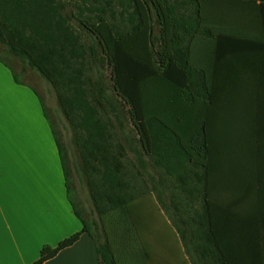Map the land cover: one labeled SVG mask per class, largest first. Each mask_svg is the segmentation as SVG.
Segmentation results:
<instances>
[{
    "label": "trees",
    "instance_id": "16d2710c",
    "mask_svg": "<svg viewBox=\"0 0 264 264\" xmlns=\"http://www.w3.org/2000/svg\"><path fill=\"white\" fill-rule=\"evenodd\" d=\"M0 43L51 86L72 131L64 144L30 86L83 224L66 248L88 233L97 264H264V0H0ZM113 117L136 132L135 174ZM69 145L94 220L75 202ZM146 198L166 229L142 230Z\"/></svg>",
    "mask_w": 264,
    "mask_h": 264
},
{
    "label": "crops",
    "instance_id": "0c3cea01",
    "mask_svg": "<svg viewBox=\"0 0 264 264\" xmlns=\"http://www.w3.org/2000/svg\"><path fill=\"white\" fill-rule=\"evenodd\" d=\"M0 69L4 86L0 100V264H34L45 246L57 247L81 232L83 224L69 199L59 149L40 98L29 84H17L12 72L1 63ZM229 85L225 92L232 91ZM77 166L70 159L75 202L85 219L94 220L90 196L86 201L80 185L76 186L81 184L87 190ZM60 259L97 264L95 241L84 233L74 245L44 264Z\"/></svg>",
    "mask_w": 264,
    "mask_h": 264
},
{
    "label": "rangeland",
    "instance_id": "374dc122",
    "mask_svg": "<svg viewBox=\"0 0 264 264\" xmlns=\"http://www.w3.org/2000/svg\"><path fill=\"white\" fill-rule=\"evenodd\" d=\"M72 25L74 27V29L77 32H81L79 27L77 26L76 22H72ZM5 49V47L0 43V54H2V56L4 57L5 60H9L12 62V66L14 68V70L16 71V73L19 75L20 79L24 82L29 84L30 86L34 87L35 89H37V91H39L41 93V95L43 96V98L45 99V104L47 107V111H48V116L51 118L52 122L56 125V129L57 132L59 133V137L61 138L62 142L64 144H70V142L72 141V131L70 128L69 123L66 121L64 115L62 114V111L58 105L57 102V97L56 94L54 92V90L51 88V86L45 82L38 73H36L35 71L31 70L28 65L20 60V59H16L13 58L11 55H9L8 53L4 52L3 50ZM97 68L94 69L93 75L96 76L97 75ZM103 79L106 83L107 86H109V81H110V75L109 72L106 70H101ZM112 92L110 91L109 94H111ZM114 119V117H113ZM121 119V125L120 123H118V126L115 123V119H114V123H115V129L117 131L116 133V138L123 144L127 146L128 149V171L134 174L135 172H137L136 167H132V165L134 166L135 164H138L139 166V159H137L138 157L136 156L135 151L138 150V141H137V135L136 132L134 130V127L132 125V123L130 122V120L126 117H120ZM120 125V126H119ZM69 157L71 160H73L76 163H79L78 161V153L77 150L69 145ZM138 161V162H137ZM140 168H138L139 170ZM152 169H149V171L147 173H149L147 175V173L143 170L142 171V179H143V184H145L146 182L149 181V176L152 174ZM80 185V192H81V197L84 198L86 201L89 200L88 198V191L85 188H81V184H77L76 186ZM83 186H85L84 184H82ZM166 203H167V209L171 208L170 207V203H169V199L166 198ZM142 212H141V217H142V221H143V231L145 232V229L147 228V223H150V229H154V230H158V229H166V224L163 220V218L160 216V213L158 211H156V206L153 204L152 200H150L149 198H146V200H144V204H142L141 206ZM79 210L84 213V211L79 208ZM144 216V217H143ZM168 216H166L167 218ZM169 219V218H168ZM147 230V229H146Z\"/></svg>",
    "mask_w": 264,
    "mask_h": 264
},
{
    "label": "snow or ice",
    "instance_id": "6c2138e0",
    "mask_svg": "<svg viewBox=\"0 0 264 264\" xmlns=\"http://www.w3.org/2000/svg\"><path fill=\"white\" fill-rule=\"evenodd\" d=\"M208 56V50L205 49L199 53L194 54V60L198 64H202L205 62ZM3 78H2V69H0V100H2L3 96ZM79 236L76 234H73L70 238H67L66 240L62 241L59 244V247L52 251V255H58L60 251L64 248H66L68 245L73 243L76 239H78ZM39 264H44V258H42L39 262ZM55 264H79L78 261L75 260H64L60 259L55 262Z\"/></svg>",
    "mask_w": 264,
    "mask_h": 264
}]
</instances>
